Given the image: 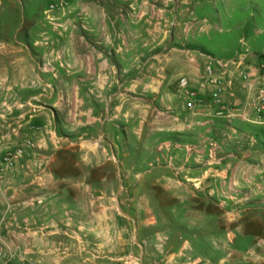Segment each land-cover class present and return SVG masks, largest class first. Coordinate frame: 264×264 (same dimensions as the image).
Masks as SVG:
<instances>
[{"label": "rangeland", "instance_id": "obj_1", "mask_svg": "<svg viewBox=\"0 0 264 264\" xmlns=\"http://www.w3.org/2000/svg\"><path fill=\"white\" fill-rule=\"evenodd\" d=\"M10 15L0 6V22ZM199 15L195 49L264 55V0H204ZM10 85L0 87V264H264V214L245 201L191 199L202 194L174 166L163 170L167 185L155 184L157 163L171 158L156 160L139 121L82 140L73 120L31 116L34 92ZM224 207L247 210L223 216Z\"/></svg>", "mask_w": 264, "mask_h": 264}, {"label": "crops", "instance_id": "obj_2", "mask_svg": "<svg viewBox=\"0 0 264 264\" xmlns=\"http://www.w3.org/2000/svg\"><path fill=\"white\" fill-rule=\"evenodd\" d=\"M25 1L22 14L24 0L7 8L0 0L11 14L0 22V87L10 79V87L34 92L40 103L31 116L73 120L82 140L115 121L137 120L156 160L171 158L157 163L155 184L167 185L163 170L174 166L179 183L202 194L191 199L245 201L264 214V124L254 119V90L242 78L258 70L262 54L233 55L238 63L216 68L224 80L216 101L205 66L220 57L194 48L204 0H70L53 9L51 0ZM182 78L196 91L193 107ZM262 83L257 78L255 88ZM176 133L188 143H174ZM243 210L224 207L222 215Z\"/></svg>", "mask_w": 264, "mask_h": 264}, {"label": "built area", "instance_id": "obj_3", "mask_svg": "<svg viewBox=\"0 0 264 264\" xmlns=\"http://www.w3.org/2000/svg\"><path fill=\"white\" fill-rule=\"evenodd\" d=\"M69 1L70 0H51L50 8L53 9L58 5H66ZM257 57L260 59L258 70L256 72H243L242 78L247 83L248 88L254 90L252 99L254 119L258 123L264 124V55H258ZM239 61L240 58H211V61L206 64L205 70L208 82L213 87L212 96L216 99V101H220V95L224 90V80L216 73V68L219 66L222 69H226ZM257 78H260L263 83L255 88V80ZM181 84L183 87L187 88L186 92L190 97L188 106L193 107L195 105L196 91L188 88V81L186 78L181 79ZM23 264L28 263L23 262Z\"/></svg>", "mask_w": 264, "mask_h": 264}]
</instances>
